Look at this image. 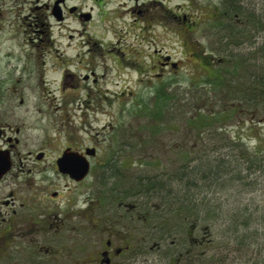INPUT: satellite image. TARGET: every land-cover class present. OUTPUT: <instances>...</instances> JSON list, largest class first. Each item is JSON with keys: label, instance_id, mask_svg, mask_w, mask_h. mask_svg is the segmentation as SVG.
Returning <instances> with one entry per match:
<instances>
[{"label": "rangeland", "instance_id": "obj_1", "mask_svg": "<svg viewBox=\"0 0 264 264\" xmlns=\"http://www.w3.org/2000/svg\"><path fill=\"white\" fill-rule=\"evenodd\" d=\"M53 1L0 0V115H10L14 122L30 131L31 139H45L53 144V148L48 149L49 159L52 160L59 147L67 143L68 137L77 139L96 147L101 153L99 160L106 162L98 172L100 187L105 185L107 176L110 184L117 181L119 191L129 186L127 181L136 175L142 179L160 178L166 189L160 188L159 197L164 199L143 195L144 201L160 207L166 201L164 206L172 210L177 201L190 202L188 199L194 190L177 180L183 167L197 164L208 148L225 142L222 133L216 134L219 124L225 127V135L233 136L240 131L243 139L251 140L253 145L264 141V113L255 114L252 129L247 123L243 130H236L237 120L247 122L245 112L212 120L210 126L205 124L201 110L208 112L230 107L228 100L212 97L218 86L219 91L225 92L230 84L222 88L217 81L208 82L195 75L199 73L195 71L198 70L194 67L196 63L182 58V37L177 29L171 31L160 24L153 32L144 33L140 19L129 13L131 2L127 0H65L68 7L83 10L86 18L91 12L93 18L80 20L75 14L67 13L63 22H53L51 41L54 42L45 49L48 54L45 56L44 49H38L44 46L47 38L41 32L44 30L42 9L45 3ZM164 1L181 15L188 9L201 13L194 36L207 47L217 46L215 29L223 21L210 16L224 10L222 0ZM259 1L263 0L249 1L257 12L262 8ZM148 35L155 40L152 46L147 43ZM154 47L160 48L159 53L168 52L174 60H180L183 66L179 72L171 71L149 82L146 75ZM122 49L127 52L122 54ZM76 58L82 62L77 63ZM9 60L12 62L7 63ZM12 65L16 73L11 76ZM65 68L75 72L79 81H67L64 85L61 76ZM218 71L219 68L214 70ZM85 75H89L87 79ZM3 90H19L21 95H7ZM43 90L53 93L40 96L39 91ZM58 137L62 140L56 139ZM218 140L222 142H216ZM42 144L46 143L42 141ZM246 149L247 146H239L237 151ZM112 154L115 156L110 160V156L105 157ZM195 175L190 176L191 180ZM254 179L255 174H252L249 180L253 182ZM222 191L224 212H232L235 204L249 201L252 206L261 208H256L255 213L262 217L264 175L260 176L258 184L248 186L245 180L235 178ZM148 208L151 214L148 218L145 214L141 222L144 233L152 227L156 233H166L170 221L165 213L153 206ZM221 222L220 219L210 226L209 234L200 231L198 237L203 235L206 242L194 246V253L205 250L203 256L211 264H253L258 259V264H264V238L243 245L233 240V230ZM262 227L258 228L264 232ZM172 238L166 237L164 248Z\"/></svg>", "mask_w": 264, "mask_h": 264}, {"label": "flooded vegetation", "instance_id": "obj_2", "mask_svg": "<svg viewBox=\"0 0 264 264\" xmlns=\"http://www.w3.org/2000/svg\"><path fill=\"white\" fill-rule=\"evenodd\" d=\"M127 1L131 2L130 7L128 6L129 13L140 19V28L144 33L153 32L160 24L171 31L176 32L177 29L182 37V58L196 63L194 67L198 70L195 71L199 73L195 75L204 77L205 81L209 78L207 74L209 76L219 73L227 76L225 68L228 62L225 61H230L235 64L236 73L232 77L237 81L238 90L244 92L248 87L254 94L256 73L260 72L262 64L264 68V48L263 52L256 50L257 46L264 43V30L258 33L255 31L250 15L257 11L251 7L250 0L247 3L238 0L236 11L221 9L211 14L210 17L214 15L213 17H218L223 22L226 20L228 25L235 27L234 43L229 45L223 38L225 31L221 24L215 29L217 46L211 47H207L194 36L200 25L201 13L188 9L181 15L166 5L164 0ZM66 2L54 0L51 4L45 3L42 9L44 20L41 25L44 30L41 32L47 38L43 42L44 46H39L38 49H44L45 56L48 55L45 49H49L54 42L51 41L53 22H63L67 13L75 14L80 20L90 21L93 18L91 12L89 18H86L83 10H78L76 6L68 7ZM259 4L262 8L258 13L264 17V0L259 1ZM55 7L59 8L58 15ZM151 36L148 35L147 42L150 46L155 43ZM159 49L154 47L150 52L151 63L146 75L149 82L153 78L170 74L171 71L179 72L183 66L170 53H159ZM109 52H112V48H109ZM120 52L124 54L127 51L122 49ZM10 62L12 60L7 61ZM76 62L81 63L82 60L76 58ZM14 66L9 71L11 76L16 73ZM216 68H219L218 72H214ZM144 71L145 69L142 70ZM88 76L85 75L84 79ZM76 79L79 81L75 72L69 68L63 70L61 82L64 85L67 81L73 82ZM2 92L7 95H21L19 90ZM39 92L40 96L53 93L49 90ZM236 103L238 106L241 101L237 100L233 104ZM239 110L248 114V124L254 123V100L250 101L247 110ZM29 136L30 131L14 122L10 115H0V264H192L197 259L206 262V257L203 256L206 251L194 253L193 249L194 246L206 242L203 235L202 238L198 237L200 231L204 234L205 227L202 229L199 226L197 230V225H192L193 232H187V243L179 242L182 234L174 235L166 248L163 243L168 237V231L156 233L152 227L144 233L141 222L145 214L147 218L151 214L148 206L159 208L158 211L165 213L173 231L176 230V218L174 207L169 210L164 203L160 207L144 201L142 176L129 178V186L120 191L117 181L109 183V176L106 178L105 187H100L98 172L101 167L106 166V162L99 160L101 153L96 147L68 137L67 143L59 147L51 160L48 149L53 148V144L45 139H31ZM56 139L62 140L60 137ZM42 141L46 144L43 145ZM56 149L54 147V151ZM70 153L88 159L90 169L85 177L75 178L61 169L60 161L64 157L69 159ZM107 156L111 157L110 160L115 155H105ZM108 175L112 176L110 173Z\"/></svg>", "mask_w": 264, "mask_h": 264}, {"label": "trees", "instance_id": "obj_3", "mask_svg": "<svg viewBox=\"0 0 264 264\" xmlns=\"http://www.w3.org/2000/svg\"><path fill=\"white\" fill-rule=\"evenodd\" d=\"M237 3L238 0H222L224 9H227L230 12L238 10ZM250 16H252L251 19L254 21L255 31L257 33L263 32L264 17H262L258 12H252ZM222 26L225 31L223 38L229 45H231L234 43L232 42L234 41V29L231 28V30L229 28L226 20H224ZM263 48L264 43H262L260 46H257L256 50L257 52L260 50L263 52ZM225 62H228L227 67L225 68L227 71V76L222 75V77L219 73H215L214 75H209V78L206 81H217L222 88L230 84L228 88L225 89V92L219 91L220 89L218 86V88L215 89L217 94L215 93V95L212 96L216 97L217 100L219 98L220 100H228L230 107L221 108L216 111L214 109H210L208 111L209 113L205 110H201V118L205 120V124L208 126L213 123L212 120H219L220 118L226 119L227 117H234L236 114L241 115L242 111L239 109L244 108L247 110V108L250 106L251 100L255 101V114L258 115V113H264L263 64L260 68V72L256 73V78L254 81V94H252V89L250 88L249 91L248 87L245 88L244 92L238 90L237 81L232 77V75H235L236 73L234 70L235 64L230 61ZM237 100L241 101L238 106L237 103L233 104ZM255 118L256 116L254 115V123ZM245 119L247 120V118ZM247 123L248 122L246 121L245 123H241L239 120H237L236 130H243ZM252 124H248L249 129H252ZM216 129V134L222 133V141L225 138V142L216 143L212 148H208L204 154L200 156V161H198L197 164L193 166L186 165L187 167L184 166V170H182L181 174L177 177L178 181L186 183L189 189L194 188V190L190 193V198L188 199L190 202L177 201L179 205L175 204L176 207L174 210V215L176 219L174 224H176V230L173 231L172 228H169L167 230L168 238L172 237L174 232H176L177 235L182 234L181 236H184L180 238L179 242L187 243L189 241L187 232H193L192 225L196 224L197 230L199 226L202 227V225H204L206 233L209 234L210 226L216 225L215 223L221 219V224L224 223L233 230V240H236L243 245L255 243V241L259 242L260 238H264V232H261V230L258 228L261 225L263 226L262 228L264 230V212L262 217H258L255 211L256 208L257 210H260L261 208L252 206L249 201H242L241 203L239 202L235 204L234 208H231L234 210L232 212H224V191H222V189L224 190L227 183L231 181L233 182L235 178L240 181L245 180L247 186L250 184H258L260 176L264 175V141L260 140L255 145H253L250 143L251 140L243 139V132L237 131L235 134H237L238 137L235 138V134L233 136L225 135L226 129L221 124H219ZM208 140L211 141L210 138H208ZM222 141L218 140L216 142ZM239 146H247L248 149L238 152L237 148ZM194 174H196L195 178L191 180V177ZM252 174H255V179L253 182L249 180ZM198 177L201 181H199ZM162 180L160 178L155 179L152 177L143 178L141 183L143 195L159 197L161 189L163 191L166 189H164L165 184L163 185ZM188 196L189 194H187V197ZM159 198L164 199L163 196H160ZM225 199H229V197H226ZM163 202L166 203V201ZM252 225H255V227ZM197 261L198 259L196 261H192V263L211 264L209 261L207 262V260L205 263L200 262V260L198 262ZM259 262L260 261L258 259L253 264H258Z\"/></svg>", "mask_w": 264, "mask_h": 264}, {"label": "water", "instance_id": "obj_4", "mask_svg": "<svg viewBox=\"0 0 264 264\" xmlns=\"http://www.w3.org/2000/svg\"><path fill=\"white\" fill-rule=\"evenodd\" d=\"M59 11L58 7H55L56 15ZM88 16V15H87ZM93 153V150L91 151ZM70 158H63L60 161V167L63 171L71 173L75 178H83L85 177L90 169V163L85 156L74 155V153H70ZM69 155H66L69 157Z\"/></svg>", "mask_w": 264, "mask_h": 264}, {"label": "bare ground", "instance_id": "obj_5", "mask_svg": "<svg viewBox=\"0 0 264 264\" xmlns=\"http://www.w3.org/2000/svg\"><path fill=\"white\" fill-rule=\"evenodd\" d=\"M229 28L231 29V28H233V29H235V27H233V26H231V25H229ZM232 30V29H231Z\"/></svg>", "mask_w": 264, "mask_h": 264}]
</instances>
